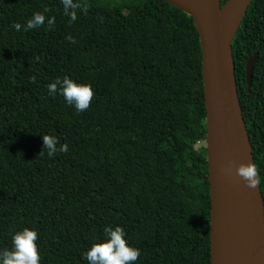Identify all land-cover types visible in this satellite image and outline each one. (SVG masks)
Segmentation results:
<instances>
[{
	"label": "trees",
	"instance_id": "trees-1",
	"mask_svg": "<svg viewBox=\"0 0 264 264\" xmlns=\"http://www.w3.org/2000/svg\"><path fill=\"white\" fill-rule=\"evenodd\" d=\"M74 2L89 10L69 24L61 0H0V252L29 228L40 264H88L105 226H120L140 250L134 264H212L208 148H197L208 139L207 106L192 16L166 0ZM37 12L45 25L12 27ZM232 53L264 195V0H252ZM65 76L91 85L86 111L49 95L48 84ZM45 134L68 152L38 156Z\"/></svg>",
	"mask_w": 264,
	"mask_h": 264
},
{
	"label": "water",
	"instance_id": "water-1",
	"mask_svg": "<svg viewBox=\"0 0 264 264\" xmlns=\"http://www.w3.org/2000/svg\"><path fill=\"white\" fill-rule=\"evenodd\" d=\"M192 16L202 50L211 183L212 264H264V195L234 174L256 165L236 74L232 43L252 0H166ZM259 53L247 63L252 85ZM231 164L233 174L226 169Z\"/></svg>",
	"mask_w": 264,
	"mask_h": 264
},
{
	"label": "clouds",
	"instance_id": "clouds-1",
	"mask_svg": "<svg viewBox=\"0 0 264 264\" xmlns=\"http://www.w3.org/2000/svg\"><path fill=\"white\" fill-rule=\"evenodd\" d=\"M64 15L70 17L69 24L76 21L77 12L81 11L87 14L89 6L83 3H76L74 0H61ZM45 12L49 9L45 8ZM46 16L43 13H34L32 18L28 19L25 25L14 23L12 25L16 31L23 27L24 31L36 29L45 25ZM55 18H47L49 29L54 25ZM71 43H75L72 36L66 37ZM39 59V58H37ZM32 81L35 82L33 76ZM48 93L55 96L58 92L62 95L68 105H74L78 112L86 111L93 100L94 91L91 85L74 82L73 79L65 76L63 79H56L48 84ZM42 149L38 156H43L47 149L49 157L55 156L59 152L67 153L68 145H58V139L52 135H42ZM226 171L233 174V166L229 164ZM234 174L244 181L245 186L255 190L260 183L259 169L252 162L243 163L235 166ZM106 239L95 242L86 251L85 259L88 264H134L140 256V250L132 247L125 239V232L122 227L105 226L103 229ZM38 233L29 228L16 232L12 236V249H5L0 252V264H40V253L36 241Z\"/></svg>",
	"mask_w": 264,
	"mask_h": 264
},
{
	"label": "rangeland",
	"instance_id": "rangeland-1",
	"mask_svg": "<svg viewBox=\"0 0 264 264\" xmlns=\"http://www.w3.org/2000/svg\"><path fill=\"white\" fill-rule=\"evenodd\" d=\"M203 146H208V141H202V142H200L198 145H197V148H201V147H203Z\"/></svg>",
	"mask_w": 264,
	"mask_h": 264
}]
</instances>
